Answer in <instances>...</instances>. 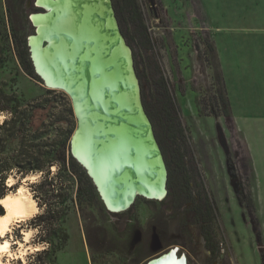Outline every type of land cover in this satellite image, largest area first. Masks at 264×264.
<instances>
[{
  "label": "rangeland",
  "instance_id": "rangeland-1",
  "mask_svg": "<svg viewBox=\"0 0 264 264\" xmlns=\"http://www.w3.org/2000/svg\"><path fill=\"white\" fill-rule=\"evenodd\" d=\"M7 1L12 11L11 22L27 41L34 34L30 17L43 13L42 10L36 6L37 0ZM138 2L156 48L155 58L179 105L180 119L187 129L205 188L217 206L213 221L217 250L212 253L205 248L191 213L172 207L167 194L162 200L137 196L127 210L114 213L107 210L97 193L98 199L91 205L70 213L66 223L69 238L58 253V264H144L169 248H177V254L185 256L187 264H264V223L256 227L253 213L246 206L248 194L253 190L256 215L264 221V157L261 156L264 151L258 152L260 169L255 174L249 149V141L255 145L264 142V113L245 111L251 105L246 98L250 97L251 89H256L253 75L260 73V81H264V0ZM6 23L2 26L3 33L8 32ZM122 26L130 33L131 28H126L124 23ZM122 37L131 50L136 75L132 46L123 34ZM216 75L225 81L234 118L232 113L230 117L224 116L223 106L214 103L221 88L215 81ZM12 77H15L12 88L24 100L34 102L42 96L56 103L61 99L72 108L64 91L46 87L40 79L26 75L14 57L0 69V83H8ZM144 88L147 90L146 85ZM47 89L54 92L49 94ZM229 108L231 112L230 102ZM28 176L23 179L10 176V185L16 183L10 192L22 186L32 197L29 185L39 175ZM200 182L199 177L195 178L190 182L191 188L201 190L196 186ZM195 199L198 200L196 195ZM32 216L11 225L6 238L16 256L10 258L5 253L2 259L6 264H14L17 259L24 262L36 250L27 243L35 230L25 228ZM17 230L21 239L15 238Z\"/></svg>",
  "mask_w": 264,
  "mask_h": 264
},
{
  "label": "trees",
  "instance_id": "trees-1",
  "mask_svg": "<svg viewBox=\"0 0 264 264\" xmlns=\"http://www.w3.org/2000/svg\"><path fill=\"white\" fill-rule=\"evenodd\" d=\"M111 1L120 30L132 46L142 105L166 165V197L172 207H181L184 212L191 213L205 248L213 253L218 244L213 231L217 206L205 188L204 176L197 167L169 80L155 58L156 48L139 2ZM11 16L8 1L0 0V69L10 57H14L26 75L39 80L33 70L25 36L18 33ZM5 23L8 32L3 33L2 26L5 27ZM123 23L126 28H131L130 33L123 29ZM136 47L138 52L135 51ZM209 48L213 50L211 44ZM147 51L151 54L147 55ZM140 66L142 71H139ZM215 81L221 88L217 90L214 103L223 106L221 113L230 117L223 79L216 75ZM14 82L15 77H12L8 83H0V115L3 116L0 121V199L16 187V183L6 184L10 176L23 179L28 175H39L29 185L39 212L28 219L25 226L26 229L35 230L33 238L27 243L39 248L29 253L24 262L17 259L14 264H58V253L65 248L69 238L66 223L70 213L78 212L84 205H91L98 195L84 168L68 152L69 140L76 126L69 103H62L61 99L53 103L42 96L34 102H28L12 88ZM46 92L50 94L54 91L47 89ZM198 177L201 182L196 186L201 190L190 186V182ZM247 198L246 206L253 212L251 193ZM3 214L4 209L0 204V215ZM15 238L21 239L19 230Z\"/></svg>",
  "mask_w": 264,
  "mask_h": 264
},
{
  "label": "bare ground",
  "instance_id": "bare-ground-1",
  "mask_svg": "<svg viewBox=\"0 0 264 264\" xmlns=\"http://www.w3.org/2000/svg\"><path fill=\"white\" fill-rule=\"evenodd\" d=\"M37 6L48 9L31 15L37 29L30 36L37 70L48 87L72 96L80 123L74 153L87 167L108 210H127L136 194L162 200L165 170L141 110L130 51L108 0H37ZM45 39L48 44L43 47ZM11 181L8 178L6 184ZM0 204L4 208L0 264H6L5 253L16 256L6 238L11 225L38 208L22 186L1 198ZM173 252L151 264H187L185 256Z\"/></svg>",
  "mask_w": 264,
  "mask_h": 264
},
{
  "label": "water",
  "instance_id": "water-1",
  "mask_svg": "<svg viewBox=\"0 0 264 264\" xmlns=\"http://www.w3.org/2000/svg\"><path fill=\"white\" fill-rule=\"evenodd\" d=\"M108 2H109V5H110V8H111V11H112V13H113V19H114V21H115V23H116V27H117L118 33H119V35L122 37V34H121V32H120V28H119V25H118V21H117V18H116V15H115L114 9H113L112 1H111V0H108ZM36 6H37V5H36ZM37 7L40 8V9L42 10V12H44V13H47V12H48V9H46V8L39 7V6H37ZM38 13H39V12H38ZM40 13H41V12H40ZM30 20H31V17H30ZM31 22H32V20H31ZM32 24H33V27H34V33H37V29H36L35 24H34L33 22H32ZM122 39H123V37H122ZM123 41H124V39H123ZM124 43H125V42H124ZM43 44H44L43 47H46V45L48 44V41L45 39V40L43 41ZM27 46H28L29 56H30V60H31V63H32V66H33L34 73L38 76V78L42 81V83H43L46 87H48L47 84H46V80H45V78H44V77L39 73V71L37 70V67H36V64H35V60H34V58H33V54H32L31 45H30V36L27 37ZM125 46L129 49V51H130V55H131V50H130V48L126 45V43H125ZM131 61H132V56H131ZM132 68H133V64H132ZM133 72H134V69H133ZM134 75H135V72H134ZM135 78H136L137 85H138L139 101H140L141 110H142V113H143V115L145 116V118H146V120H147V122H148V124H149V126H150L151 137H152V139H153V141H154V143H155V145H156V147H157V149H158L159 156H160V158H161V161H162V164H163V167H164V170H165V183H164V190H165V195H166V194H167V188H166L167 169H166V165H165V162H164V159H163V156H162L161 150H160V148H159V146H158V143H157V141H156V139H155V136H154V133H153V129H152V124H151V122H150V120H149V118H148V116H147V114H146V112H145V110H144V107H143V105H142V101H141V97H140V86H139V81H138L136 75H135ZM49 88H51V87H49ZM54 89H55V88H54ZM62 91H63V90H62ZM64 92L69 96V98H70V100H71L72 111H73V114H74V117H75V121H76L75 129H74V131H73V133H72V135H71V137H70V140H69L68 152H69V153L72 155V157L75 158L76 161H78L79 164L84 168V170L86 171L87 175H88V176L90 177V179L92 180V182H93V184H94V186H95V188H96V191H97V193L99 194V196H100V198H101L103 204L105 205V207H106L107 210H108V207H107V205H106V202H105L104 198L102 197V194H101V192H100V190H99L97 184L95 183L94 179H93L92 176L90 175V173H89L87 167H86V166H85V165H84V164H83V163H82V162L76 157V155H75V153H74L73 139H74V136H75V134L77 133L78 128H79V124H80V123H79V116H78L77 113H76L75 105H74V101H73L72 96H71L68 92H66V91H64ZM165 195H164V196H165ZM137 196H141V197L146 198L145 196H143V195H141V194H136V197H137ZM147 199H150V198H147ZM154 200H157V199L155 198ZM166 251H167L166 253L164 252V253L159 254L158 256H156V257H154V258H151V259L147 260L144 264H151L152 262L161 259L163 256L170 254L172 251H174L173 253H174V255H175V254L177 253V248H173V249H172V248H169V249L166 250ZM177 255H178V254H177ZM181 257H182V256H181Z\"/></svg>",
  "mask_w": 264,
  "mask_h": 264
},
{
  "label": "crops",
  "instance_id": "crops-1",
  "mask_svg": "<svg viewBox=\"0 0 264 264\" xmlns=\"http://www.w3.org/2000/svg\"><path fill=\"white\" fill-rule=\"evenodd\" d=\"M223 70V74H224V69L222 67ZM254 79H255V83L256 84V89L255 91H253L252 89L250 90L249 94L250 97L246 98V100H250L251 101V105L247 106V109L245 110L246 113H264V93L261 92V90L264 91V89L261 88L262 85H264V81H260L261 80V75L259 74H254ZM246 77V76H245ZM240 80V79H238ZM225 82V81H224ZM243 86H246V84H243ZM228 91L227 87H226V92ZM228 96V94H227ZM229 102H230V107H231V113H232V117L233 116V112H232V108H233V104L230 100V97L228 96ZM259 119V118H258ZM235 123L237 124V121L235 119ZM243 131V129H242ZM249 149H250V155H251V159H252V164L254 166V172L255 174L257 172H259V166H258V162L260 160L257 159V156L259 155V150L262 149L264 151V142L263 143H258V144H254V142H250L249 141ZM262 157H264V153L261 154ZM257 162V163H256ZM258 167V168H257ZM251 196L253 197V202H254V211L253 213V217H254V221L256 222V227H260L261 224L264 223V221H262V218L259 215H256V206H255V197H254V193L253 190H251Z\"/></svg>",
  "mask_w": 264,
  "mask_h": 264
}]
</instances>
